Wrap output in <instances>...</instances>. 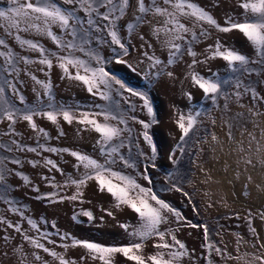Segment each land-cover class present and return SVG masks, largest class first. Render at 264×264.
I'll return each instance as SVG.
<instances>
[{"label": "snow or ice", "instance_id": "1", "mask_svg": "<svg viewBox=\"0 0 264 264\" xmlns=\"http://www.w3.org/2000/svg\"><path fill=\"white\" fill-rule=\"evenodd\" d=\"M9 6L0 9V29H3L5 37H11L21 49L38 53L36 58L19 55L8 43L6 38H0V123L8 122L9 132L19 135L15 131V125L24 121L28 126L43 137L45 143L39 139L35 146H28L12 141L15 149L0 145L7 151H22L35 153L42 157V161L31 160L33 167L42 166L49 172L56 171L65 176L62 184L55 181V177L43 176L53 191L40 193L39 186L33 185L29 176L22 172H16L26 185H32V190L40 193L37 199L46 200L48 203H63L65 200L79 202L85 201L84 189L89 182H93L100 193H105L112 198L113 208L123 211L130 210L135 214V223L131 221L118 222L119 227L126 234L127 244L105 245L91 240H81L70 233H61L58 229L55 235L59 236L63 243L57 245L67 251L69 248H82L88 257L99 261V264H115L117 255L123 256L130 264H182L184 258L191 259V254L185 243L179 240L172 228H163L168 225L169 217H175L177 224L184 221L182 212L163 199L152 187H145L138 182L143 179L148 185H153L154 179L150 174L151 169L156 168V159L159 156L157 144L154 141L151 129L159 123L157 112L147 90L134 89L128 86L122 78L107 69V65L115 63L126 65L133 72L136 68L124 57L130 54V38L142 25H149L151 35L159 42L161 48L167 52V58L161 59L155 52L143 51L142 56L148 62V71L145 79L149 81L159 80L162 76L174 78L172 71H167L170 66H175L190 56L188 64V77L193 87L202 91L206 100L216 105L220 97L228 99L229 93L225 86L236 89L235 98L239 101L245 93H248L253 101H264L254 87L243 80L245 73L251 75L257 71V75H264V0H236V9L232 15H226L221 24L206 7L200 6L195 0H8ZM219 6V0H215L211 7ZM135 9L133 20L121 25L119 22L128 14L129 8ZM82 14V15H81ZM159 18V19H157ZM153 20L156 23L153 24ZM190 21L186 24L184 21ZM126 30L127 37L121 35V29ZM58 29L59 31H55ZM210 29L219 33L229 34L237 32L241 34L251 46L254 56L250 57L241 53L234 47L226 45L219 38L209 44L203 53L195 50L197 44L211 37ZM35 33L37 36L50 40L55 49L45 47L38 40L25 39L21 33ZM144 41V35H140ZM96 45H107L112 49L111 59L101 54ZM148 48L152 45L148 44ZM203 55V59H197ZM222 60L227 69L233 74L231 78H222L219 73L202 75L196 70L197 64H207L211 60ZM143 62V61H141ZM41 65L39 69L47 79L41 80L34 73L27 72L38 88L33 91L36 100L29 103L22 94L17 84L22 71L20 65ZM255 65L256 68L251 67ZM58 67L62 73L61 79L76 82L82 86L93 98L91 104L73 103L67 104L56 100L51 82V70ZM211 72V69H209ZM239 74V75H236ZM124 93H130L142 103L137 105L131 99L124 97ZM188 101L194 99L191 92L184 94ZM116 96L123 98L127 108H123L116 100ZM103 101L96 103L95 101ZM17 101L19 105L17 106ZM227 107V105H225ZM146 112L148 120L139 119L135 113L137 110ZM250 113L261 115L254 108H249ZM206 113L203 110L189 109L177 110L175 124L180 133L179 142L175 151L171 152L169 159L173 165L178 163L174 157L176 152L185 154V146L196 136L198 124ZM37 119H45L59 130V135L64 132L61 121L68 125L80 126L78 132L88 131L95 133L94 152L89 154L69 148L52 146L49 142L53 139L49 133L41 128ZM136 123L141 126L139 133L132 127ZM214 123V121H213ZM231 136V133L229 132ZM147 144L150 152L140 148V139ZM58 138V137H57ZM216 140L215 135L212 136ZM135 147L136 153L132 154ZM125 149L127 151H125ZM244 151V149H240ZM43 153H52L63 156L67 153L74 158L73 169L75 174H66L56 160L43 157ZM6 159V158H5ZM11 163L23 166L19 159L13 158ZM143 164V170L139 165ZM251 164L252 160L247 159ZM132 169L133 173L128 172ZM10 170L6 169L3 159H0V187L7 191V176ZM169 184L162 187V191L183 192L178 182L172 178L174 172H165ZM74 187L72 195H65L62 189ZM185 196L188 194L183 193ZM11 206V211L20 214L27 220L28 225L38 235L29 236L22 230L20 224L13 225L0 217V223H6L20 233L34 249L43 250L58 264H76L71 258L58 253L54 249L45 246L42 241L56 244L51 239L52 233L41 231L40 224L31 217L24 216L21 208L14 200L6 201ZM106 216L115 219L114 212L102 209ZM81 217H86L89 223L102 226L104 216L96 217L91 210L81 209L73 220L83 223ZM44 224L48 221L41 218ZM193 228L202 227L204 240L209 241L207 225H197L189 222ZM56 228L55 223L51 224ZM255 234V229H252ZM7 240L8 238L5 237ZM155 240L153 247L156 251L146 255L145 244L148 240ZM203 247L206 249V264H213L212 254L221 258H230V254L222 250L214 243L208 242ZM264 248V245H261ZM22 258L23 249H17ZM35 260L41 261L39 253L33 254ZM86 257H82L85 259ZM253 258L260 264H264V256L253 254ZM46 264V262H45Z\"/></svg>", "mask_w": 264, "mask_h": 264}, {"label": "rangeland", "instance_id": "2", "mask_svg": "<svg viewBox=\"0 0 264 264\" xmlns=\"http://www.w3.org/2000/svg\"><path fill=\"white\" fill-rule=\"evenodd\" d=\"M202 7H206L212 12L219 23L223 24L226 15H232L238 11L236 9V0H219V6L211 7L215 0H195ZM135 4V0H130ZM9 6L8 0H0V9H6ZM135 9L130 7L128 14L119 22L121 25L133 20ZM82 15V14H81ZM159 19V18H157ZM186 24L190 21L185 20ZM156 20H153V24ZM59 31L58 29H54ZM212 35L210 38L197 44L195 50L203 53L209 44L216 39H220L226 45H230L250 57L254 56L251 46L246 39L239 33L229 34L219 33L215 29H210ZM25 39L38 40L45 47L55 49V45L45 37L37 36L35 33H21ZM121 35L127 37V32L121 29ZM140 35H144L145 40H140ZM0 38H6L9 45L19 54L32 56L36 58L38 53L28 52L21 49L11 37H5L3 29H0ZM152 47L148 48L147 45ZM103 56L111 59L112 49L107 45H96ZM130 54L124 59L128 60L136 72H133L126 65H117L110 63L107 69L115 73L118 77L134 89L147 90L157 112L159 123L151 129L154 141L157 144L159 156L156 159V168L151 169L153 176V185H148L143 179L138 182L145 187H152L154 191L170 202L173 207L182 212L186 219L177 224L175 217H169V224L163 228H172L179 240L185 243L191 259L184 258L182 264H206V249L203 247L208 242L230 254V258H221L220 255L212 254L213 264H260L253 258V254L264 256V101H253L248 93L237 101L235 98L236 89L225 86L229 93L228 99L220 97L213 105L210 100H206L202 91L193 87L188 77V64L191 62L190 56H185L184 60L175 66H170L167 71L174 73V78L162 76L159 80L149 81L145 79V72L148 71V62L141 55L143 51L155 52L161 59L167 58V52L161 48V45L151 35L150 26L142 25L137 33L130 38ZM203 55L197 59H203ZM143 61V62H141ZM2 63V60H0ZM251 67L256 68L255 65ZM22 71L18 80L23 83L17 84L22 94L29 103L36 100L34 88H38L31 80L27 72L34 73L39 79L45 80L44 73L39 69L41 65L33 64L26 66L21 64ZM211 69V72L209 71ZM196 70L202 75L209 76L211 73H219L222 78H231L233 74L227 69L224 61L216 59L207 64H197ZM257 68L251 75L244 74L243 80L246 84L254 87L260 96H264V75H257ZM61 71L58 67L51 70V82L57 101L67 104L80 103L91 104L93 98L86 90L76 82L67 79H61ZM239 75V74H236ZM191 92L194 99L190 102L184 95ZM124 97L131 99L137 105L142 102L137 97H132L130 93H124ZM123 108H127L123 98L115 97ZM96 103L103 101L96 100ZM227 105V107H225ZM17 106L19 105L17 101ZM249 108H254L261 115H255L249 112ZM189 109L203 110L201 122L198 124L196 136L188 145L185 146V154L176 152L175 159L178 160L173 165L169 159L171 152L175 151V146L179 142L180 133L176 127L175 119L177 110ZM139 119L148 120L146 112L138 110L133 113ZM214 121V123H213ZM38 125L45 129L53 138L49 143L55 147L69 148L87 152L96 155L94 152L95 133L82 131L78 132L77 124L68 125L61 121L63 136L59 135V130L45 119H37ZM132 127L138 134L141 126L133 123ZM15 131L19 135H13L9 132L8 122L0 123V145L15 149L13 140L28 146H35L37 139L41 144L45 139L34 132L26 122L19 121L15 125ZM231 133V136L229 135ZM217 137L216 140L212 136ZM58 137V138H57ZM140 148L145 152H150L147 144L140 139ZM244 149V151H240ZM125 151H127L125 149ZM136 149L133 147L132 154L135 155ZM43 157H50L57 161L66 174H75L73 164L74 158L67 153L63 156H57L52 153H43ZM6 158V159H5ZM19 159L23 166L11 163V160ZM0 159H3L6 169L10 170L7 176V191L0 187V217L9 223L20 224L22 230L29 236L38 234L30 228L27 220L22 219L20 214L11 211V206L7 200H14L16 205L21 208L24 216L31 217L40 224L41 231L52 233L51 239L56 244H49L42 241L45 246L62 253L66 258L76 261V264H99V261L88 257L86 251L82 248L65 249L58 247L63 241L55 235L58 229L61 233H70L72 236L81 240H91L105 245L127 244L126 234L119 227L118 222L131 221L135 223V214L130 210L123 211L113 208L112 198L100 193L93 182H89L84 189V203L71 202L65 200L63 203H48L46 200L37 199L40 193L53 191L48 182L43 180V176L55 177L58 184H62L65 176L59 172H49L42 166L33 167L29 161H42L41 156L35 153L22 151H7L6 148H0ZM251 159L252 163H246ZM139 170H143V164L139 165ZM133 173L132 169L127 170ZM16 172H22L30 177L32 184L39 186L40 193L32 190V185H26L20 179ZM165 172H174L173 180L178 182L183 192L162 191V187L169 184ZM134 175L136 173H133ZM74 187L62 189L65 195H72ZM187 193L185 196L183 193ZM81 209L91 210L96 217L104 216L102 226H95V223H89L86 217H81L83 223H76L73 216ZM102 209L114 212L115 219L105 215ZM41 218L47 220L44 224ZM55 223L56 228L51 224ZM189 222L197 225H207L209 241L204 240L203 228H193ZM252 229H255L253 234ZM5 237L8 239L6 240ZM156 241L148 240L145 244L144 253L152 254L156 251L153 244ZM22 248L24 257L22 258L17 249ZM39 253L41 261L35 260L34 253ZM82 257H86L82 259ZM58 264L47 253L40 249H34L24 237L8 227L6 223H0V264ZM115 264H130L123 256L117 255Z\"/></svg>", "mask_w": 264, "mask_h": 264}]
</instances>
